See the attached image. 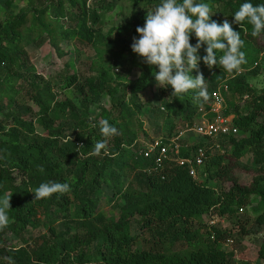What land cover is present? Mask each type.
I'll return each mask as SVG.
<instances>
[{
	"label": "trees",
	"instance_id": "16d2710c",
	"mask_svg": "<svg viewBox=\"0 0 264 264\" xmlns=\"http://www.w3.org/2000/svg\"><path fill=\"white\" fill-rule=\"evenodd\" d=\"M20 1L26 6L0 12V196L12 197L8 225L0 229V264H232L230 251L223 244L232 232L218 227L203 231L201 225L207 214L234 216L258 201L254 225L264 227V89L258 92L248 77L258 74V69L230 74L214 66L211 69L215 73H222L215 80L204 75L202 68L207 65L201 59L199 69L191 75L203 74L208 99L196 102L185 95L180 100L171 96V88L157 86L153 69L131 47V40L139 38L137 27L146 23L143 9L154 10L159 0L98 2V7L108 12L119 3L142 7L131 20L107 32L91 24L92 14L96 20L98 16L89 0ZM201 2L208 3L213 11L223 6L227 21L241 39L256 53L264 51V34L253 37L250 25H245V32L235 23L233 14L243 0ZM6 4L11 8L14 0ZM212 20L221 24L225 21L215 15ZM126 31L129 37L123 35ZM44 38L60 56L74 54L76 41L95 48L98 57L92 61L90 73L75 71L74 62H70L59 83L38 74L27 59L26 48L41 44ZM191 43H197L194 35ZM250 46L244 44L242 50L246 52ZM119 48L130 54L131 66L139 69L137 79L122 93L125 87L117 82L122 76L114 73L121 59L113 54ZM199 54L203 58L206 52L202 48ZM223 82L230 88L227 104L232 110L227 113L234 115V126L246 136H221L219 145L210 139L183 143L184 158L193 156L199 147L206 149L207 158L197 177L188 165L170 159L155 169L153 158L139 154L141 133L146 135L141 121L145 115L142 93L159 92V115L169 120L167 134L161 136L169 138L175 132L174 119L194 121L201 108L210 107L214 91ZM105 95L113 101L110 109L101 103ZM22 96L38 106L35 118L29 117V107L23 110L19 104ZM244 98L250 102L246 114L240 108ZM87 104L95 107L99 116L88 122L89 126L80 119L78 126L82 129L73 138L63 139V129L57 124L59 114L80 116L79 106L86 109ZM146 106L156 107L151 101ZM103 120L114 124L119 135L108 139L107 156H97L93 146L104 139L100 132ZM248 152L253 154L251 163L244 161ZM132 169L140 170L141 175L134 185L126 183ZM237 171L250 174V184H242ZM211 181L217 185H211ZM45 182L68 183L70 191L35 200L31 191ZM105 189L114 199L115 215L101 210ZM61 219L73 222L74 227L59 229L56 222ZM134 222L158 237L150 248L134 250L138 242V235L132 233ZM196 224L201 225L196 228ZM43 226L49 232L29 253L20 251L9 239L12 236L19 241L27 230H42ZM252 230L243 226L241 234L248 235ZM260 257L264 260V244Z\"/></svg>",
	"mask_w": 264,
	"mask_h": 264
},
{
	"label": "rangeland",
	"instance_id": "374dc122",
	"mask_svg": "<svg viewBox=\"0 0 264 264\" xmlns=\"http://www.w3.org/2000/svg\"><path fill=\"white\" fill-rule=\"evenodd\" d=\"M105 0H89V5L91 7H96V16L97 20L94 18V14H92L91 24L96 26H101L104 31H109L113 27L120 25L121 23L131 20L134 16V12L139 11L142 7L135 8L130 3H119L117 4L113 10L105 11L103 8H99L100 4L98 2H102ZM107 1V0H106ZM7 0H0V12L7 13L13 12L20 7L26 6V2H21L20 0H14V4L11 8H7L6 4ZM154 11L151 8L147 10L143 9L142 19L146 21V17L148 12ZM214 12V15L220 17L224 20H229L228 13L223 9V6H219ZM68 22V21H67ZM125 37H129V32H123ZM133 40H131V44ZM74 54H67L65 56H60L57 49L51 44L50 40L44 38V41L41 44L35 45L30 44L26 48L27 59L29 63L34 66L38 72V74L43 75L47 79H53L57 83H59V77L62 74V71L66 65V63L74 62V69L79 73L89 74L90 66L92 61L98 57V52L95 48L84 44L80 41H76L75 43ZM246 46H250L247 41H244ZM264 44H262L263 46ZM261 46V45H260ZM262 48V47H261ZM77 50V52H76ZM264 50V49H263ZM121 53V54H117ZM117 53L113 54L114 57L119 56L121 59L117 62V65L114 68V73L117 75H121L122 78L117 82L124 86L125 89L121 90L122 93L124 90L129 89V87L133 84L134 80L137 79L139 75V69L137 67L131 66L130 54L124 51L122 48L117 49ZM246 60L245 66H241L239 73H247L250 70L258 69V74L249 75L250 84L258 91H262L264 89V51L262 53H256L254 48L250 46L249 49L246 50ZM204 70V75L207 77H211L212 79H218L222 73H215V71L207 66L202 68ZM131 71V72H130ZM195 74L192 72L191 74ZM229 77V76H228ZM227 78V77H226ZM225 78V79H226ZM224 80V79H223ZM220 80L219 82H221ZM141 94V93H140ZM140 96V95H139ZM141 101L145 104L144 113L145 115L141 117V121L143 122V128L146 131V135L141 133L140 140L149 141L153 138L159 137L161 135L167 134V126L166 122H168V118L164 116H160L158 110H160V94L157 90H148L145 93H142ZM230 98V97H229ZM152 102V104L156 107L146 106L148 102ZM102 105L110 109L112 107L113 101L112 99L105 95L102 98ZM249 100L244 98L240 101L241 111L246 114L249 112ZM19 104L23 110L29 107V117L35 118L36 113L38 112V106L30 100H27L26 97H20ZM23 105V106H22ZM88 107L86 109L81 108L79 106V110L81 111L80 116L69 115V114H59V119H57V124L59 127H62L63 134L62 138L67 140L71 139L75 136L79 130L82 128L78 126L79 120L82 119L87 121V126H89L88 122H92L91 120L99 116V112L95 107H91V105L87 104ZM155 108V109H154ZM229 111L232 110L230 105H228ZM162 112L166 110H161ZM233 115V114H232ZM201 115L198 114L195 120H199ZM176 123V128L174 133H178L181 129L185 128L186 123L180 121L179 118L174 119ZM189 123V122H188ZM42 130L39 129V133ZM189 135V136H188ZM193 133L189 132L187 137H191ZM241 137L246 136L247 134L241 132ZM197 137L196 135H194ZM194 141V140H193ZM244 161L253 162V154L252 152H248L244 157ZM140 170H131L129 175L126 178V183L134 185L136 179L140 178ZM237 175L239 176L242 184H250L252 180V176L250 174L237 171ZM211 185L216 186V181H211ZM139 187L138 184L135 185ZM106 195L104 196L101 203V210L107 211L112 215L116 214V211L113 210L114 199L112 197L111 192L106 190ZM258 203L255 201L248 205L245 209L240 211V213L234 216H213L211 214H207L204 218V224H196L195 227L198 228L200 225L202 226V230L206 231L207 229H212V227H218L219 229L225 231H231L232 235L227 239L223 244L229 249L231 255V263L232 264H264V260L260 257V250L262 245L264 244V227H256L254 225V221L258 216V212L254 210V206ZM44 217L39 215V219L43 220ZM56 225L59 229L65 228L67 226L74 227V223L68 221L67 219H61L56 222ZM246 227L249 229L252 227V233L248 235L241 234V228ZM47 229L43 226V229L37 230H27L24 232L21 239L18 241L15 237L10 236V240L12 243H15L17 248L20 251L25 253H29L35 249L40 243V239L42 235L48 233ZM132 233L138 235V242L134 246L135 251H141L144 249L150 248L153 244V241L158 240L157 236H153L149 231H144L141 229L139 224L133 223L132 225ZM162 241V240H161ZM160 244V243H159ZM169 243L166 244V247H169ZM179 247V245L177 246ZM161 248V247H154ZM180 248V247H179Z\"/></svg>",
	"mask_w": 264,
	"mask_h": 264
},
{
	"label": "clouds",
	"instance_id": "9594fccd",
	"mask_svg": "<svg viewBox=\"0 0 264 264\" xmlns=\"http://www.w3.org/2000/svg\"><path fill=\"white\" fill-rule=\"evenodd\" d=\"M213 15L212 7L201 0H159L154 11L148 12L144 26L136 29L139 38H133L132 51L153 69L157 86L171 88L174 98L191 95L196 102L208 99L203 74L191 75L199 69L201 59L209 68L219 66L230 74L239 72L247 62L240 33L227 20L222 24L212 20ZM233 15L243 31L250 25L253 37L264 34V0L256 4L243 0ZM193 35L195 45L191 43ZM202 48L206 52L203 58L199 54ZM101 123L104 139L94 144V154L107 156L108 139L119 135V130L108 120ZM68 191V183L45 182L31 192L35 200H43ZM11 198L0 196V229L8 225Z\"/></svg>",
	"mask_w": 264,
	"mask_h": 264
},
{
	"label": "built area",
	"instance_id": "2783aa9c",
	"mask_svg": "<svg viewBox=\"0 0 264 264\" xmlns=\"http://www.w3.org/2000/svg\"><path fill=\"white\" fill-rule=\"evenodd\" d=\"M229 93V85L223 82L214 91L210 107L201 108L199 112L201 118L199 120L186 123L185 128L169 138L160 136L149 141H140L139 154L148 159L153 158L156 165L155 169L162 168L165 161L170 159L181 165H188L191 174L197 177L199 169L204 166L207 158L206 149L199 147L193 156L184 158L181 156L183 143L192 142L193 140L202 142L210 139L211 142L219 145L217 142L219 137L225 135L239 136L241 134V131L234 126V115L227 113V96ZM189 132L193 133L194 139L187 137Z\"/></svg>",
	"mask_w": 264,
	"mask_h": 264
}]
</instances>
